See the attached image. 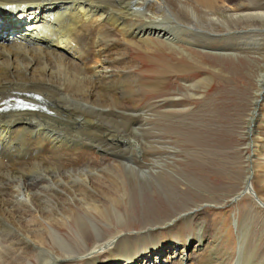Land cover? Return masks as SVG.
<instances>
[{
	"label": "bare ground",
	"instance_id": "bare-ground-1",
	"mask_svg": "<svg viewBox=\"0 0 264 264\" xmlns=\"http://www.w3.org/2000/svg\"><path fill=\"white\" fill-rule=\"evenodd\" d=\"M177 25L192 46L229 59L246 52L249 41L263 42L264 0H0V264H151V257L156 264L154 256L158 264H183L208 250L211 220L201 205L164 228L133 233L124 229L125 216L118 215L112 230L104 218L119 181L127 179L134 189L179 175L170 161L145 156L139 163H101L100 145L118 149L121 140L119 133L100 138L99 130L115 119L135 130L144 115L135 112L134 90L148 86L128 53L152 65L157 57L147 48L153 41L177 44ZM170 68L155 71L157 86L167 74L189 73L192 96H201L196 90L209 79L201 69L183 62ZM254 73L256 96L242 138L247 174L233 187L264 209V69ZM180 179L199 185L187 175ZM246 223L237 228L234 264H264L256 246L241 240L247 239ZM68 226L74 237L65 234ZM182 228L190 231L185 238L176 235Z\"/></svg>",
	"mask_w": 264,
	"mask_h": 264
},
{
	"label": "rangeland",
	"instance_id": "rangeland-1",
	"mask_svg": "<svg viewBox=\"0 0 264 264\" xmlns=\"http://www.w3.org/2000/svg\"><path fill=\"white\" fill-rule=\"evenodd\" d=\"M174 18L177 22L181 20L175 16ZM179 27L177 25V30L173 32V39L177 44L172 46L164 41H153V45L147 48L151 57H157L154 59V65H150V61L136 51L131 50L128 53L131 62L138 67L137 74L143 81L147 79L148 91L142 92L139 85L134 90V105L138 106L135 112L142 113L143 120L135 126V130H127L125 121L116 119V124H105L99 128L100 138L105 137L101 133H119L121 140L118 149L112 144L100 145L101 163L106 164L113 160L139 163L145 156L152 160L170 161L167 166L179 175L169 176L163 181L149 180L134 189H130L127 179L114 184L116 186L111 185L115 192L114 200L104 206V218L108 217L112 222L108 223L107 227L114 229L118 225V215L121 214L125 216L127 223L124 229L130 233L142 231L149 226L164 228L169 225L170 220L177 218L180 212L201 205L211 220L206 233L210 244L208 250L211 252L206 250L194 260L185 261L183 264H234L240 246L237 228L243 221H248L246 224L249 225L250 233L248 232L247 239L241 240H248L249 245L254 244L257 248L256 255L264 256V209L253 196L242 194L243 191L235 194L236 189L233 187L239 183L240 177L244 179L247 174L246 152L249 150L244 149L242 138L252 110L253 98L256 96L254 72L257 67L264 69V40L261 43L260 38L259 42L251 40L246 52L223 59L217 53L224 52L192 46L178 32ZM190 33L198 35L194 30ZM236 40L239 41L236 38L232 41L235 43ZM254 42L255 46L252 44ZM178 46L186 51L178 49ZM175 62L195 65L201 69L199 75L202 78H209L207 85L203 84L196 90L201 96H192L190 85L193 83L189 73L175 74L176 76L167 74L164 84L157 86L155 71L165 68V73H172L170 65ZM212 81L215 85L209 87ZM148 106L155 107L146 110ZM166 114L170 116L165 117ZM104 166L106 167L101 165L102 168H105ZM113 173L117 175V172ZM182 175H187L199 185L195 187L184 179L182 181ZM248 175L251 176V171ZM102 185L105 192L107 185L104 179ZM73 231L69 226L65 228V234L71 237H74ZM188 232L190 231L183 229L176 235H184L185 238ZM194 246V243L191 244L192 250ZM150 259L152 264V257ZM157 260L154 256L153 262L158 264Z\"/></svg>",
	"mask_w": 264,
	"mask_h": 264
}]
</instances>
